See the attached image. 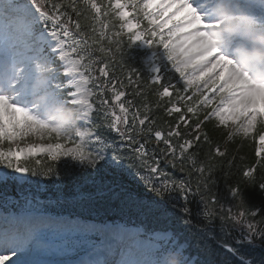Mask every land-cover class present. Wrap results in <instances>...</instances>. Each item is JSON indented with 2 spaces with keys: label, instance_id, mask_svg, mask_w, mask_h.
Instances as JSON below:
<instances>
[{
  "label": "snow or ice",
  "instance_id": "6c2138e0",
  "mask_svg": "<svg viewBox=\"0 0 264 264\" xmlns=\"http://www.w3.org/2000/svg\"><path fill=\"white\" fill-rule=\"evenodd\" d=\"M247 7L249 14L238 13L228 20L236 23L241 35L264 32V0H247ZM69 9L77 20L73 21ZM208 9L209 0H68L66 4L63 0H0V62L21 65L17 78L7 88L0 84V169H3L0 170V189L5 193L0 201V264H41L33 259L40 255L51 257L46 264H168L166 254L172 251L181 255V264H191V256H184L188 248L180 239L181 233L167 229L153 230L146 236L139 230L129 235L121 225L109 223L111 227L99 231V240L74 239L51 246L41 237V230L52 229L55 233L63 228V223L55 218L65 211L62 184L56 179L61 173L53 164L67 158L64 163L71 174L79 173L82 166L95 170L83 175L94 177L109 168L124 169V157L120 154L124 150H129L147 169L148 175L140 176V180L154 197L164 198L172 209L177 208L172 193L184 200L179 211L184 216L183 223L191 224L188 197L193 192L201 194L202 188L207 193L208 185L201 179L194 189L189 181L171 178L160 168L159 160L152 159L150 163L151 137L157 141L155 148L159 143L164 144L161 155L167 164L176 167L175 161L185 158L194 142L200 141L202 136L207 142V135L199 133V129L213 118L221 125L233 122L235 132L245 136L251 135L258 124L264 127V78H256L245 70L236 52L214 33L223 21L214 19L215 13ZM86 12L92 14L93 23L89 26L92 37L79 22ZM142 21H146V25L142 26ZM125 36L128 47L135 41H143L159 53L153 57V75L146 83L154 86L152 90L161 101L167 100L166 105L158 103L157 108L164 107L168 115L177 114L174 126L169 125L166 133L155 127L156 120L150 116L146 105L142 113L134 99L126 98L124 88L135 85L140 79L136 70H129L125 85L110 74L108 60L93 56L98 50L114 59L111 45H115V51H120ZM103 41L110 46L104 47ZM93 45L98 48L94 49ZM41 57L49 61L45 70L52 73L49 81L52 100L76 108L78 121L87 127H75L68 132L47 116L52 101L43 105L29 102L23 98L25 93L17 90L23 65L38 62ZM97 64L103 65L98 68L99 76L94 75ZM173 73L178 75L175 83ZM90 85H94L95 91ZM108 93L110 97L106 98ZM131 95L136 97L143 93L133 91ZM94 97L99 108L93 103ZM133 107L136 110L130 111ZM205 107L210 111L200 120V110ZM94 110L102 112L101 123L93 122ZM192 117L197 118L194 126L189 122ZM181 124L193 132L182 134ZM102 127L118 135L122 142L119 147L115 141L102 136ZM193 133L192 139H182ZM29 136L48 142L27 143ZM173 137L182 142L174 144ZM258 140L255 155L260 158L258 167L264 168V130L258 133ZM5 141L9 144L7 148L2 146ZM16 141H25L24 146L16 143L13 147ZM109 150L112 155L106 158ZM215 151L224 155L219 147ZM40 155L46 157L48 163L38 158ZM256 170L248 166L242 175L252 179L254 186L264 193V178L255 183ZM196 171L203 177V167ZM50 184L58 193L54 199L43 196ZM12 189L16 190L14 197L7 195ZM228 192L233 200L247 204L239 182ZM125 195L132 198L130 193ZM201 199L205 203L202 215L212 217L209 205L216 204L215 195L206 201L201 195ZM261 204L264 205V201ZM74 212L69 211L68 215ZM245 215L242 211L238 217L233 216L229 210V215L221 219L243 223L244 231L234 241L236 245L253 244L259 239L264 246V228L242 221L240 218ZM256 216L264 217V207L252 213L253 219ZM224 246L244 260L238 247ZM247 264H253L252 260ZM259 264H264V258Z\"/></svg>",
  "mask_w": 264,
  "mask_h": 264
},
{
  "label": "trees",
  "instance_id": "16d2710c",
  "mask_svg": "<svg viewBox=\"0 0 264 264\" xmlns=\"http://www.w3.org/2000/svg\"><path fill=\"white\" fill-rule=\"evenodd\" d=\"M63 2L66 4L68 0H63ZM68 11L69 14L72 15V19H74L73 21L77 20L75 14L71 13L70 9ZM91 16L92 14L90 12H86L79 18L82 29L88 33L89 37L94 35L89 27L93 23ZM96 27L98 28L99 26L96 25ZM89 43H92L91 39H89ZM102 43L104 47L110 46L107 41H103ZM111 47L113 48L114 59L104 56V54L98 50L93 52V56L99 57L101 60H108L110 64V74H114L117 79L124 81L125 85H127L129 70H136L140 79L135 85L126 87L128 94L131 95L133 91H140L143 93V95L135 97L136 101H138L139 107L142 108V113L145 110V107L142 106L149 105L152 107L150 116L155 118L156 128L165 131L167 128L169 129V125L174 126L175 121L177 120V114L173 113L172 117H168L164 107L157 108L158 103L166 105L167 100L165 99L161 101L152 90L154 86L146 83L149 80L143 70L141 54H136V51L132 49V46H127L126 36L124 37V45L120 51H115L114 44L111 45ZM93 48H98V46L93 45ZM133 79H135V76ZM196 119V117H192L189 122L194 126ZM199 119H202L200 114ZM180 131L182 134L185 131L190 133L193 132L192 129H185L183 124L180 125ZM199 133L207 135V142H205L202 136L200 141L194 142V147L185 154V158L177 159V161H175L177 165L176 168L180 173L179 180L189 181L194 189L198 180L201 179H203L208 185L207 193H205L202 188L201 194L193 192L188 197V206L192 209V221H195L197 224L193 228L189 227V233L187 232L189 238V240H187L188 249L197 254L199 264H245L238 257L239 254L228 253L221 246V243H224L227 239V231L229 233L232 232L234 236L238 232L231 219L222 220L221 217H227L229 215L228 209L233 210L236 214L243 211L246 213L245 217L247 216L248 219H242V221L253 222L258 228H264V217L256 216L254 219L252 217L253 212L259 211L260 207H264V205L261 204V201H264V193H260V191L254 186L252 179L245 178L242 175V172L246 170L248 166H254L257 168L254 174L255 183H259L261 179L264 178V168L258 167L259 161L255 155L254 145L248 139H237V141L232 140L227 137V134L222 131L221 128L210 122L204 123L199 129ZM194 135L195 133H193V135L182 136V139H192ZM182 139L175 141V143L181 142ZM173 140H175V138ZM217 147H219L220 152L224 153V155L221 156L216 153L215 150ZM188 157H191V159ZM38 158L44 160L45 163H48L46 157ZM52 166L61 173L60 177H57L56 179L63 184L60 190L62 194L73 197L85 192L90 193L94 188V186L86 185V183L78 177L83 176L84 171L80 170L77 174H71L70 169H67L63 162H58ZM182 167L184 168V171H181ZM201 167L205 169L203 177H201L200 173L196 171V169ZM209 168L211 169L210 171ZM66 172H69V174L65 175ZM189 173H191V175H189ZM238 182L247 197L246 205H241L237 200H233L229 196V188L236 185ZM201 195H203L204 201H206L209 196L215 195L217 201L216 204L209 205V209L213 213L212 217L206 218L202 215V212L205 210V203L202 201ZM184 203L185 202H183V206ZM178 217L180 218L177 219V216L173 217L175 218L174 221L176 225H185L183 223L184 216L181 212H179ZM202 224H205L206 228L209 229H218L219 226L220 232L224 233L219 236L222 239V242L219 243V238H208L205 231L202 230V228H204ZM228 242L231 243V239ZM205 244L207 245L206 247ZM232 245L233 247H238L240 253H244L242 251L243 248L236 245L233 239ZM244 250H248V248ZM256 256L261 260L264 258V252L256 253L254 256L252 255V257Z\"/></svg>",
  "mask_w": 264,
  "mask_h": 264
},
{
  "label": "clouds",
  "instance_id": "9594fccd",
  "mask_svg": "<svg viewBox=\"0 0 264 264\" xmlns=\"http://www.w3.org/2000/svg\"><path fill=\"white\" fill-rule=\"evenodd\" d=\"M231 15L232 12L229 10L220 14L219 19L223 21V24L221 28L214 30L217 35L223 36L237 31L236 23L228 20ZM247 40L248 44L239 48L238 59L241 61L242 67L251 74L259 73L264 76V33L248 34ZM37 102L43 105L39 98ZM47 116L52 119L53 123L63 126L68 132L75 129L79 119L77 109L62 102L54 108H48Z\"/></svg>",
  "mask_w": 264,
  "mask_h": 264
},
{
  "label": "rangeland",
  "instance_id": "374dc122",
  "mask_svg": "<svg viewBox=\"0 0 264 264\" xmlns=\"http://www.w3.org/2000/svg\"><path fill=\"white\" fill-rule=\"evenodd\" d=\"M153 57H154V55H151L150 57H149V59H148V61H149V63H153ZM209 96H211V93H209ZM215 119V118H214ZM217 120V119H216ZM218 121V120H217ZM78 122H82V121H78ZM219 122V121H218ZM220 124V123H219ZM227 125H229L230 126V129L234 132V133H236L235 132V124L233 123V122H229ZM255 130V129H254ZM253 130V131H254ZM243 134V133H242ZM244 135V134H243ZM26 142L27 143H47L48 141H41V140H39L38 138H36V137H32V136H29L28 138H26ZM259 142V141H258ZM16 143H19L20 144V146L21 147H23L24 146V143H25V141H16V142H14L13 143V145L12 146H14L15 147V144ZM0 170H3V169H0ZM241 228H242V230L244 231V225H243V227H242V225H241ZM243 231H242V233H243ZM174 256H180V254L179 253H177V252H175V251H172V252H169V253H167L166 254V259H167V262H168V264H177V261H179V264H181V259H178L175 263H173L172 261H171V259L174 257ZM191 264H193L192 262H191Z\"/></svg>",
  "mask_w": 264,
  "mask_h": 264
},
{
  "label": "bare ground",
  "instance_id": "6f19581e",
  "mask_svg": "<svg viewBox=\"0 0 264 264\" xmlns=\"http://www.w3.org/2000/svg\"><path fill=\"white\" fill-rule=\"evenodd\" d=\"M3 68H4V70H6L7 69V62H3ZM5 80V78L2 80V81H4ZM31 259V258H30Z\"/></svg>",
  "mask_w": 264,
  "mask_h": 264
}]
</instances>
